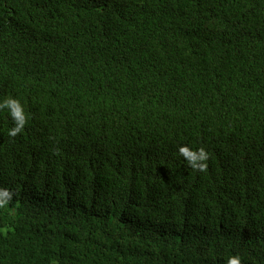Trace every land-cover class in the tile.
Segmentation results:
<instances>
[{
  "label": "trees",
  "instance_id": "trees-1",
  "mask_svg": "<svg viewBox=\"0 0 264 264\" xmlns=\"http://www.w3.org/2000/svg\"><path fill=\"white\" fill-rule=\"evenodd\" d=\"M5 199L0 264H264V0H0Z\"/></svg>",
  "mask_w": 264,
  "mask_h": 264
},
{
  "label": "clouds",
  "instance_id": "clouds-1",
  "mask_svg": "<svg viewBox=\"0 0 264 264\" xmlns=\"http://www.w3.org/2000/svg\"><path fill=\"white\" fill-rule=\"evenodd\" d=\"M7 107L10 108V114L15 121V127L9 130V135L14 137L23 130L26 116L23 108L16 100H9L7 102ZM179 153L187 160L188 164L193 169H198L202 172L207 168L205 161L208 159L209 154L203 148H200L198 151H193L184 146L179 149ZM4 195L7 197V193H4ZM6 203V199L2 200L0 201V206ZM227 264H241V257L239 255L230 256L227 260Z\"/></svg>",
  "mask_w": 264,
  "mask_h": 264
}]
</instances>
